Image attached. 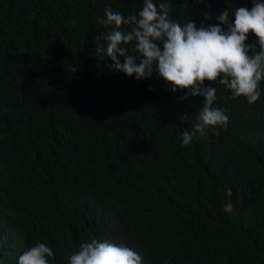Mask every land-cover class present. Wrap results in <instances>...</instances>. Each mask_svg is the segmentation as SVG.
Here are the masks:
<instances>
[{
  "label": "trees",
  "instance_id": "trees-1",
  "mask_svg": "<svg viewBox=\"0 0 264 264\" xmlns=\"http://www.w3.org/2000/svg\"><path fill=\"white\" fill-rule=\"evenodd\" d=\"M173 1L178 22L209 24L205 11L249 0ZM141 4L0 0V264H18L38 240L54 246L49 264H68L99 235L144 264H264V81L254 107L205 82L231 125L184 146L195 120L181 116L201 98L96 58L94 37L111 30L99 23L105 9L127 16Z\"/></svg>",
  "mask_w": 264,
  "mask_h": 264
},
{
  "label": "clouds",
  "instance_id": "clouds-1",
  "mask_svg": "<svg viewBox=\"0 0 264 264\" xmlns=\"http://www.w3.org/2000/svg\"><path fill=\"white\" fill-rule=\"evenodd\" d=\"M174 6L173 0H142L139 10L127 16L105 9L99 23L111 26V30L94 37L95 53L97 59L110 57L112 70L135 76L136 80L150 79L155 72L171 85L172 93H183L182 101L201 98L194 117L187 113L181 116L183 124L195 120L181 133L182 144L187 146L195 138L205 137L209 127L223 133L231 125L228 109L215 106L217 88L205 86V82L223 86V97L232 102L247 107L259 104L264 81V0L238 3L212 18L205 11L204 18L213 20L209 24L192 19L178 22L172 13ZM184 6H188L187 0ZM257 130V142L264 151V121ZM235 146L248 150L240 144ZM38 241L19 255L18 264H49L54 246L47 240ZM68 264L144 261L134 249L99 235L81 243L79 250L68 257Z\"/></svg>",
  "mask_w": 264,
  "mask_h": 264
}]
</instances>
